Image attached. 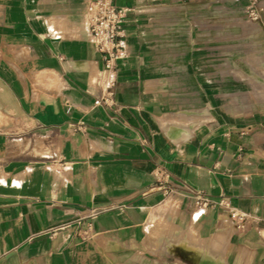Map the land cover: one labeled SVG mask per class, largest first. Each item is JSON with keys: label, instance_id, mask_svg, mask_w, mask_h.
<instances>
[{"label": "crops", "instance_id": "crops-1", "mask_svg": "<svg viewBox=\"0 0 264 264\" xmlns=\"http://www.w3.org/2000/svg\"><path fill=\"white\" fill-rule=\"evenodd\" d=\"M85 2L0 0V264H264V109L203 78L209 22L114 0L128 57L106 71Z\"/></svg>", "mask_w": 264, "mask_h": 264}, {"label": "rangeland", "instance_id": "rangeland-1", "mask_svg": "<svg viewBox=\"0 0 264 264\" xmlns=\"http://www.w3.org/2000/svg\"><path fill=\"white\" fill-rule=\"evenodd\" d=\"M182 5L196 11L188 13V18L209 22L203 29L211 34L204 37L209 41L205 46L211 49L209 57L202 60L203 78H213L221 89L233 92L234 99L244 101L252 109H264V0H182ZM176 229L158 227L154 231L156 241L167 239ZM233 229L230 222L223 224L216 235L202 241L204 248H218L216 244L223 242ZM220 248L214 253L222 257ZM149 252L157 254L152 249ZM144 258L142 251H134V260L141 262Z\"/></svg>", "mask_w": 264, "mask_h": 264}, {"label": "built area", "instance_id": "built-area-1", "mask_svg": "<svg viewBox=\"0 0 264 264\" xmlns=\"http://www.w3.org/2000/svg\"><path fill=\"white\" fill-rule=\"evenodd\" d=\"M83 11L88 20V33L97 50L102 54L106 71L113 69L115 62L128 57L122 44L123 22L128 12L127 8H118L114 0H86ZM109 95H103L95 101V105L107 103ZM70 108L66 109L69 112ZM197 204L207 205L197 198ZM226 216L234 221L236 228H243L246 223L244 214L220 202Z\"/></svg>", "mask_w": 264, "mask_h": 264}, {"label": "bare ground", "instance_id": "bare-ground-1", "mask_svg": "<svg viewBox=\"0 0 264 264\" xmlns=\"http://www.w3.org/2000/svg\"><path fill=\"white\" fill-rule=\"evenodd\" d=\"M176 129V127H175ZM173 131V130H172ZM175 131V130H174ZM178 131V130H177ZM173 136V135H172ZM223 262L219 259H212V258H208L207 259H202V261L199 264H222Z\"/></svg>", "mask_w": 264, "mask_h": 264}]
</instances>
